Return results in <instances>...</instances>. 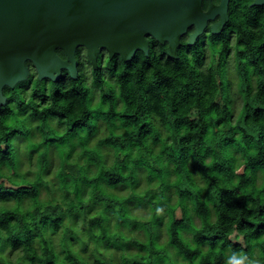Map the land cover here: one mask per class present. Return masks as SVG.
Returning <instances> with one entry per match:
<instances>
[{"label":"clouds","instance_id":"9594fccd","mask_svg":"<svg viewBox=\"0 0 264 264\" xmlns=\"http://www.w3.org/2000/svg\"><path fill=\"white\" fill-rule=\"evenodd\" d=\"M213 7L174 57L59 48L0 87V264H264V0Z\"/></svg>","mask_w":264,"mask_h":264},{"label":"water","instance_id":"95a60500","mask_svg":"<svg viewBox=\"0 0 264 264\" xmlns=\"http://www.w3.org/2000/svg\"><path fill=\"white\" fill-rule=\"evenodd\" d=\"M220 11L203 13L201 0H0V87L26 75L28 58L46 75L69 67L59 48L74 56L87 45L97 63L103 49L131 60L155 34L172 40L174 57L184 32L194 24L202 31Z\"/></svg>","mask_w":264,"mask_h":264},{"label":"trees","instance_id":"16d2710c","mask_svg":"<svg viewBox=\"0 0 264 264\" xmlns=\"http://www.w3.org/2000/svg\"><path fill=\"white\" fill-rule=\"evenodd\" d=\"M78 49H79V48H78ZM78 49H77V50H78ZM82 52H83L84 57L87 58V54H86V49H85V48L82 49ZM137 53H138V51H137L136 54L133 56V58H132L131 60H129L130 63L138 58ZM117 55H118V54H117ZM117 55H114L113 57H115V56H117ZM87 62L89 63V67H91L90 60L87 61ZM108 63H109V58H108L107 54H106L105 52L102 51V52L100 53L99 57H98V64H100L101 67H104V66H106ZM63 79H64V76L61 75V77L59 78V80L63 81Z\"/></svg>","mask_w":264,"mask_h":264}]
</instances>
